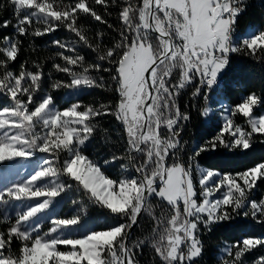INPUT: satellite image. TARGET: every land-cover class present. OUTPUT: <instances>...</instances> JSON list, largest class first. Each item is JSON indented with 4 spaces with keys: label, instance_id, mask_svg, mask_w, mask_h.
Here are the masks:
<instances>
[{
    "label": "snow or ice",
    "instance_id": "obj_1",
    "mask_svg": "<svg viewBox=\"0 0 264 264\" xmlns=\"http://www.w3.org/2000/svg\"><path fill=\"white\" fill-rule=\"evenodd\" d=\"M123 2L121 7L118 0H94L95 5L105 10L100 14L87 0L55 7L48 0H11L17 19L15 31L19 36L28 35L34 20L45 25L43 31L37 29L32 33L36 36L64 26L79 38L69 48L74 53L75 44L79 42L97 50L77 28L78 16L85 14L107 23L104 20V15H110L107 10L120 9V41L87 67L84 57L78 53L73 58L59 52L68 66L57 64L55 67L72 79L70 84L55 83L53 87L102 86V78L96 84L91 77L78 75L69 66H80L87 73L89 69L100 70L105 60L115 64L116 75L112 79L116 81L120 100L111 114L126 126L129 155L135 152L143 159L135 167L138 178L124 177L117 181L106 176L96 162L83 154L96 128L91 118L105 113L90 106L79 111V103L57 110L51 95L36 103L35 93L43 84L41 66L36 64L35 71H28L21 64L18 74L12 72L10 63L17 59L19 41L5 36L6 46L0 47V92L8 96L11 103L0 107V130H3L0 131V161L28 158L37 149L51 153L52 159L43 161L25 183L6 189L7 196L17 201L43 199L18 213L15 224L7 232H0V264H138L134 248L144 242H132L131 229L153 194L166 201L174 212L168 221L171 227L165 230L166 246L153 244L163 264H195L194 258L202 255L201 225L210 228L215 223L230 220L233 214L239 215L240 210H244L243 215L247 217L249 206L253 218L258 214L264 216V199L259 202L249 199L257 181L264 179V162L236 174L197 168V188L191 164L193 158L189 157L185 166L177 156L182 148L179 139L182 122L190 118L180 111L177 97L197 77L199 85L193 96L203 94V87L211 89L220 84L227 72L229 54L242 50L234 43L233 33L245 0H142V5L135 7L130 0ZM10 23L5 20L0 27L7 28ZM153 32L158 34L153 37ZM98 35L102 39L103 34ZM53 43L60 49L68 47L61 41ZM242 46L250 54H256L257 50L264 52V31L243 39ZM116 56L119 59H114ZM174 69H179L178 78L173 76ZM172 79L177 82L173 84ZM262 103L261 97L250 93L241 103L227 109L229 116L225 117L218 136L208 145L198 146L194 155L214 150L218 145L248 150L253 134H264V114L253 116V108ZM209 112L210 109H204L205 116ZM236 114L248 118L251 131L246 132L234 122L232 117ZM37 127L42 129V135L36 132ZM162 128L167 130V138L162 136ZM225 134L230 138L226 139ZM61 152L67 153L62 164L59 162ZM169 158L173 160L171 164H168ZM116 159L114 156L113 160ZM65 174L76 183L61 182ZM45 178L54 180L37 187V182ZM73 187L88 196L92 203L126 217L127 221L107 230L89 231L80 238L50 236L49 233L41 236L39 228L45 210L49 209L53 198ZM3 198L4 192H0V201ZM79 221V215L55 219L50 232L63 231ZM14 238L22 242L16 256L11 254ZM164 238L161 235L160 240ZM60 245L70 246V250L61 251ZM258 246L264 247V238L249 237L226 245L222 252L230 256L234 252V256L225 264H244V254ZM4 251L9 253L7 257ZM256 264H264V256L258 258Z\"/></svg>",
    "mask_w": 264,
    "mask_h": 264
},
{
    "label": "trees",
    "instance_id": "obj_2",
    "mask_svg": "<svg viewBox=\"0 0 264 264\" xmlns=\"http://www.w3.org/2000/svg\"><path fill=\"white\" fill-rule=\"evenodd\" d=\"M48 2L53 3L55 7L56 4L67 5L75 3L76 0H48ZM87 2L92 4L98 13L104 14V8L95 5L94 0H87ZM130 2L134 7L138 4L142 5V0H130ZM118 3L121 7L124 6L123 0H118ZM243 9L237 17L233 33L234 43L241 46L242 50L229 54L227 72L220 84L214 89L216 95L231 107L241 103L243 98L250 93H255L264 100V52L257 50L256 54H250L242 46V37L248 29L257 28L264 31V0H245ZM107 11L110 13V15H104V20L107 23L95 21L85 14L78 16L77 28L81 30V34L97 50L93 51L92 48L79 42L75 44L74 53L69 48L79 38L64 26L44 35L36 36L32 33L37 29L43 31L45 25L34 20L28 29V35L19 36L15 31L17 19L11 0H0V25L5 20L11 22L7 28L0 27V47L6 46L5 36L19 41L20 51L17 59L10 63V70L16 74L19 73L21 64L28 71H35L36 64L41 66L43 84L41 90L35 93L36 100H39L41 96L51 95L57 110H63L73 103H79L81 105L79 111H83L85 107L90 106L105 113L91 118L96 128L90 140L86 142L83 154L100 165L106 176L119 181L124 171H128L138 178L139 173L135 171V167L143 157L135 152L129 155V137L126 126L115 115L111 114L115 111L114 106L120 100L119 93L116 91V81L112 79L116 75V65L105 60L101 62L102 67L100 70L89 69L87 73H84L83 68L80 66H69L73 67V71L78 75L83 74L91 77L96 84L100 83V78H102V86L82 84L78 89L53 87L55 83L70 84L72 79L70 75L58 71L55 67L57 64L62 67L68 66L63 58L58 55L59 52L63 51L64 55L73 56V58L78 53L84 57V66L87 67L97 61L98 55L105 54L109 48H113L120 41L118 31L122 25V21L119 19L120 9L110 7ZM100 33L103 34L102 39L98 35ZM156 35V33H152L153 37ZM54 41H61L68 47L60 49L53 43ZM153 43H155V40H153ZM0 58H2V54H0ZM114 59H119V56L114 57ZM104 69L108 70L105 71ZM173 76L178 78L179 69L173 70ZM176 82V79H172L173 84ZM198 85L199 77L192 82L191 86L183 89L177 97V106L180 111L190 117L189 120L182 122V131L179 136L182 148L177 152L180 161L185 163L186 166L189 157H192V166L232 174L243 172L258 163L264 162V134H253L251 147L248 150L226 149L223 145H218L214 150L194 155V152L198 150V146L208 145L219 133L218 125L212 119H209L208 122L203 119L204 115L201 108L205 105L203 95L206 88H202L203 94L192 95ZM0 99H4L1 107L6 105L5 100L10 101V98L2 92H0ZM259 106L260 109H264V103ZM165 115H168V113H165ZM232 118L236 124L249 131L245 117L236 114ZM161 134L167 138L166 129L162 128ZM142 147L144 146L142 145ZM114 156L117 157L116 160H113ZM133 160H135V163H133ZM105 161H108V163L106 164ZM59 162L62 164V157H60ZM172 162L173 160L169 158L168 164ZM61 180L64 183H76L69 180L66 174L61 177ZM263 197L264 179H261L257 181L249 199L259 202ZM59 209L60 214L58 217L64 219H71L79 215V212H84L85 218L81 220L90 223L87 225L90 227V231L107 230L127 221L126 217L113 214L110 209L92 203L88 196L75 187L65 189L59 194ZM173 214L174 212L167 202L154 194L148 200L131 233L132 242H144L139 248H134L138 264H163L153 244L155 242L161 247L166 246L167 233L165 230L171 227L168 221ZM16 219V216H12L9 221H16ZM161 235L165 237L163 241L160 240ZM249 237L264 238V216L258 214L253 218L251 212H249V215L245 217L243 212L240 211L239 215L233 214L230 220L220 221L211 225L210 228L200 227V240L203 244L202 255L194 259V262L195 264H225L226 261L231 260L234 252L231 256L221 257L219 255L221 249L226 245ZM18 245L14 242L13 250L19 249L17 248ZM262 256H264V247L258 246L244 254V264H254Z\"/></svg>",
    "mask_w": 264,
    "mask_h": 264
},
{
    "label": "rangeland",
    "instance_id": "obj_3",
    "mask_svg": "<svg viewBox=\"0 0 264 264\" xmlns=\"http://www.w3.org/2000/svg\"><path fill=\"white\" fill-rule=\"evenodd\" d=\"M260 31L257 28H250L246 31V33L243 35L242 40L245 38H248L249 36L258 33ZM179 42V41H177ZM6 43V42H5ZM216 86H213L211 89L208 88V92L205 95L204 100V106L201 109L202 114L204 115V109L208 108L210 109V112L207 116H203V119L205 122H208L209 119H212L217 125H218V130L220 132L221 127L225 123V117L229 116V112L226 111L229 108H232L231 106L227 105L222 98L216 95L215 89ZM5 95V94H4ZM6 96V95H5ZM45 97L41 96L39 100L35 101L36 103H39L40 100ZM4 103V99H0V107L1 104ZM11 101L5 100V106H9ZM54 105V104H53ZM32 106H30L31 108ZM55 107V106H54ZM56 109V107H55ZM264 114V109H260V106H255L253 108V116L254 117H259V115ZM242 115V114H241ZM246 121L248 118H246ZM248 124V123H247ZM249 126V131H251V126ZM3 131V130H0ZM246 131V130H245ZM246 131V132H249ZM36 132L40 135L43 134V131L40 127L36 128ZM11 134V133H10ZM219 134V133H218ZM258 134V133H254ZM226 139H229L227 134H225ZM251 143V140H250ZM60 157H62V162L65 158H67V153L66 152H61ZM88 157V156H87ZM52 159V154L51 153H44L40 152L38 149L33 152V155L28 158H13L12 160H6V161H0V192H4V198L3 201H0V232H7L8 228L15 224V221L10 222L9 218L12 216H16L18 213H22L23 211L27 210V207L34 205L37 202H42L43 198H33L31 200H21L17 201L13 198H9L6 194V189L8 187L13 186L14 184L17 183H25L32 174H34L35 171L39 170L40 166L42 165L43 161L45 160H51ZM89 159V157H88ZM91 160V159H89ZM92 161V160H91ZM98 165V164H97ZM55 166V165H52ZM100 166V165H98ZM187 166V165H186ZM194 169L193 175L196 177V186L197 188L199 187L198 185V178H199V172L196 171L197 168L199 169H207L203 167H198V166H192ZM102 171V170H101ZM124 177H136L133 176L131 173L128 171H124V174L122 178ZM54 178H45L39 182H37L36 186L37 187H42L45 183L51 184L53 182ZM62 182V180H61ZM220 194L217 193V197ZM264 199V197L262 198ZM249 212L252 211L250 206L247 209ZM244 211V210H240ZM60 214V209H59V195L55 198H53V203L50 204L49 209L45 210L43 214V219L40 222V228H39V234L41 236L44 235V233H49L50 236H57V235H62L64 238H80L81 235H87L88 232L90 231L89 222H84L81 219L85 218L84 212H79L80 216V221L77 225H72L68 226L65 230H57L55 233L50 232V229L54 226L52 221L55 219H64L61 217H58ZM74 218V217H73ZM10 222V223H9ZM200 227H204L201 225ZM87 228V229H86ZM103 231V230H101ZM35 235V234H34ZM19 244L17 248L13 250V243ZM22 247V242L18 239H13L12 245H11V254L13 256L19 255V250ZM225 248V246L221 249L220 251V256L225 257L228 254H225L222 252V250ZM58 249L61 251H68L70 250V246H64L60 245L58 246ZM186 251V249H185ZM9 253L7 251H4V256L7 257ZM198 258V257H197ZM196 259V258H194ZM51 264V262H50ZM256 264V262H254Z\"/></svg>",
    "mask_w": 264,
    "mask_h": 264
},
{
    "label": "built area",
    "instance_id": "obj_4",
    "mask_svg": "<svg viewBox=\"0 0 264 264\" xmlns=\"http://www.w3.org/2000/svg\"><path fill=\"white\" fill-rule=\"evenodd\" d=\"M204 88H206V90H205V93H204V95H203V99L205 98V95L207 94V92H208V87H204ZM202 109V108H201Z\"/></svg>",
    "mask_w": 264,
    "mask_h": 264
},
{
    "label": "water",
    "instance_id": "obj_5",
    "mask_svg": "<svg viewBox=\"0 0 264 264\" xmlns=\"http://www.w3.org/2000/svg\"><path fill=\"white\" fill-rule=\"evenodd\" d=\"M155 33V32H154ZM156 34H158V33H156ZM147 75V74H146ZM140 216V215H139ZM139 216H138V218H139ZM135 226V225H134ZM134 226L132 227V229H131V233H132V230H133V228H134ZM126 243H129L128 241H126Z\"/></svg>",
    "mask_w": 264,
    "mask_h": 264
}]
</instances>
